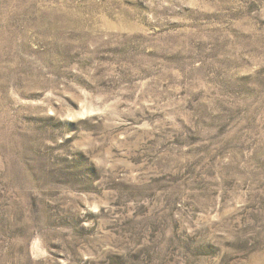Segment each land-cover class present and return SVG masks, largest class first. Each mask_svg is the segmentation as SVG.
Here are the masks:
<instances>
[{"label": "rangeland", "instance_id": "rangeland-1", "mask_svg": "<svg viewBox=\"0 0 264 264\" xmlns=\"http://www.w3.org/2000/svg\"><path fill=\"white\" fill-rule=\"evenodd\" d=\"M0 264H264V0H0Z\"/></svg>", "mask_w": 264, "mask_h": 264}]
</instances>
